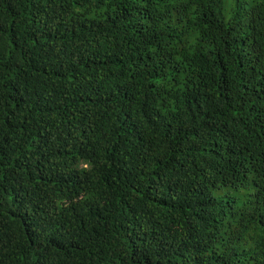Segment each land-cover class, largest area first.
<instances>
[{"label": "trees", "instance_id": "16d2710c", "mask_svg": "<svg viewBox=\"0 0 264 264\" xmlns=\"http://www.w3.org/2000/svg\"><path fill=\"white\" fill-rule=\"evenodd\" d=\"M0 0V264H264V0Z\"/></svg>", "mask_w": 264, "mask_h": 264}, {"label": "rangeland", "instance_id": "374dc122", "mask_svg": "<svg viewBox=\"0 0 264 264\" xmlns=\"http://www.w3.org/2000/svg\"><path fill=\"white\" fill-rule=\"evenodd\" d=\"M248 1L249 0H243V5H246ZM234 7V0H224V12L226 16H230L232 14Z\"/></svg>", "mask_w": 264, "mask_h": 264}]
</instances>
